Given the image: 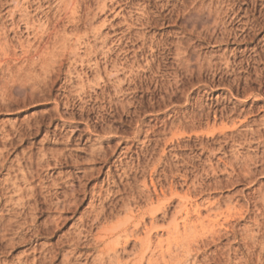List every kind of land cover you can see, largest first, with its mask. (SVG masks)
Listing matches in <instances>:
<instances>
[{
  "label": "rangeland",
  "instance_id": "obj_1",
  "mask_svg": "<svg viewBox=\"0 0 264 264\" xmlns=\"http://www.w3.org/2000/svg\"><path fill=\"white\" fill-rule=\"evenodd\" d=\"M0 264H264V0H0Z\"/></svg>",
  "mask_w": 264,
  "mask_h": 264
}]
</instances>
